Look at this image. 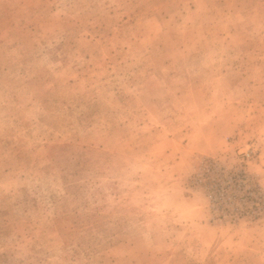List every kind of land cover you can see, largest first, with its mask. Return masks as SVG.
Returning <instances> with one entry per match:
<instances>
[{"label": "rangeland", "instance_id": "obj_1", "mask_svg": "<svg viewBox=\"0 0 264 264\" xmlns=\"http://www.w3.org/2000/svg\"><path fill=\"white\" fill-rule=\"evenodd\" d=\"M0 264H264V0H0Z\"/></svg>", "mask_w": 264, "mask_h": 264}]
</instances>
